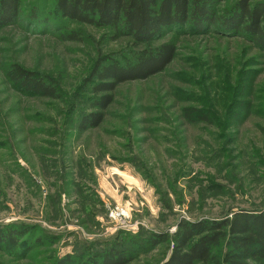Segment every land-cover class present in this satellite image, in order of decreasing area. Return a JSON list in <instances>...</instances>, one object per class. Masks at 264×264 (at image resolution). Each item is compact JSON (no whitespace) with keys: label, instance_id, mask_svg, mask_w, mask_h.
Returning <instances> with one entry per match:
<instances>
[{"label":"rangeland","instance_id":"obj_1","mask_svg":"<svg viewBox=\"0 0 264 264\" xmlns=\"http://www.w3.org/2000/svg\"><path fill=\"white\" fill-rule=\"evenodd\" d=\"M56 4L19 0L14 23L0 28V229H29L0 246V264H89L138 237L125 264H162L181 220L264 211V47L244 32L164 30L155 44L173 42L171 64L118 86L102 123L79 132L97 60L143 46L67 21ZM13 64L55 79L59 98L18 90L5 77ZM188 109L214 122L189 121ZM159 235L170 241L146 245Z\"/></svg>","mask_w":264,"mask_h":264},{"label":"trees","instance_id":"obj_2","mask_svg":"<svg viewBox=\"0 0 264 264\" xmlns=\"http://www.w3.org/2000/svg\"><path fill=\"white\" fill-rule=\"evenodd\" d=\"M219 1L222 0H57L56 11L63 19L106 28L116 38L126 36L143 46L126 60L115 62L105 56L97 60L83 85L92 84L90 111L81 116L78 131L96 129L102 123V111L112 103V93L118 86L147 80L171 64L175 56L173 42L155 44L164 30L177 27L199 31L214 27L224 30V34L244 32L254 44L264 47V2L253 8L251 0H236L222 15H217L214 5ZM18 8L19 0H0V28L14 23ZM5 77L18 90L32 96L55 100L61 94L55 79L16 64L8 67ZM185 117L205 125L214 122L213 114L195 109L186 110ZM28 230L0 229V246H17ZM144 238L132 239L134 245L128 250L113 243L108 253L94 254L89 264H125L133 247L142 246ZM168 241L166 235H159L146 241V245ZM170 244L171 254L162 264H264V211L232 212L230 218L220 221L181 220ZM69 263L66 257L54 264Z\"/></svg>","mask_w":264,"mask_h":264}]
</instances>
